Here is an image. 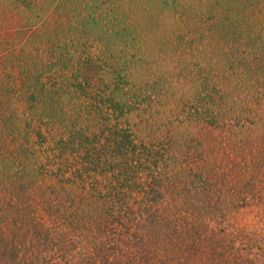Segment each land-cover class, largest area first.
Instances as JSON below:
<instances>
[{
  "label": "trees",
  "instance_id": "trees-1",
  "mask_svg": "<svg viewBox=\"0 0 264 264\" xmlns=\"http://www.w3.org/2000/svg\"><path fill=\"white\" fill-rule=\"evenodd\" d=\"M0 9V264H264V0Z\"/></svg>",
  "mask_w": 264,
  "mask_h": 264
},
{
  "label": "rangeland",
  "instance_id": "rangeland-1",
  "mask_svg": "<svg viewBox=\"0 0 264 264\" xmlns=\"http://www.w3.org/2000/svg\"><path fill=\"white\" fill-rule=\"evenodd\" d=\"M2 12V13H1ZM22 23H24L23 19H20L19 17H15L14 15H12L11 13H7L5 12V9H0V28L3 29V31L7 30V29H12L15 30V28H19L21 27V25H23ZM16 37L11 38V42H16ZM244 215V212L242 214V216ZM254 217L257 216L259 222H261V225L264 224V212L263 211H253L252 214H250L249 212L246 213V217ZM263 235H264V231H263ZM262 247V246H261Z\"/></svg>",
  "mask_w": 264,
  "mask_h": 264
}]
</instances>
